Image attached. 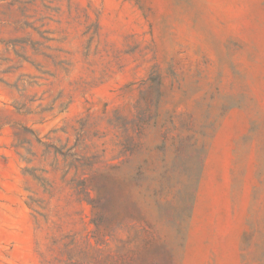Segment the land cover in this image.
<instances>
[{"label":"rangeland","instance_id":"obj_1","mask_svg":"<svg viewBox=\"0 0 264 264\" xmlns=\"http://www.w3.org/2000/svg\"><path fill=\"white\" fill-rule=\"evenodd\" d=\"M141 259L264 264V0H0V264Z\"/></svg>","mask_w":264,"mask_h":264},{"label":"trees","instance_id":"obj_2","mask_svg":"<svg viewBox=\"0 0 264 264\" xmlns=\"http://www.w3.org/2000/svg\"><path fill=\"white\" fill-rule=\"evenodd\" d=\"M110 190H105V192L101 193L99 196L98 202L99 206L96 204L92 203V208H93V213H94V220L93 223L97 226H100L105 220H107V201L109 199ZM145 260L141 259L139 264H144ZM133 264V263H132ZM138 264V263H135Z\"/></svg>","mask_w":264,"mask_h":264}]
</instances>
